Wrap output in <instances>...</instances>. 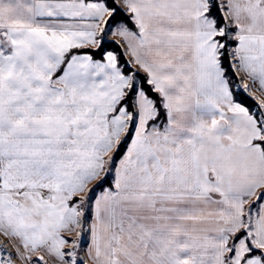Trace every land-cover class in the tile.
I'll return each mask as SVG.
<instances>
[{
  "label": "snow or ice",
  "instance_id": "6c2138e0",
  "mask_svg": "<svg viewBox=\"0 0 264 264\" xmlns=\"http://www.w3.org/2000/svg\"><path fill=\"white\" fill-rule=\"evenodd\" d=\"M0 264H264V0H0Z\"/></svg>",
  "mask_w": 264,
  "mask_h": 264
}]
</instances>
